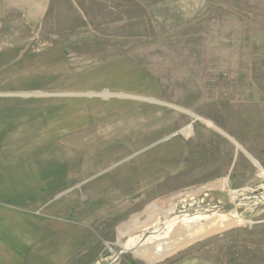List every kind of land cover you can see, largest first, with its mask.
Wrapping results in <instances>:
<instances>
[{
  "label": "rangeland",
  "instance_id": "rangeland-1",
  "mask_svg": "<svg viewBox=\"0 0 264 264\" xmlns=\"http://www.w3.org/2000/svg\"><path fill=\"white\" fill-rule=\"evenodd\" d=\"M2 2L8 39L0 43L40 55L69 40H94L105 46V60L119 52L135 63L132 83L153 85L157 97L138 108L148 118L130 126L170 117L153 150L174 143L180 147L169 155L185 162L170 173L168 199L146 210L142 229L74 230L58 264H125L124 249L157 228L163 234L145 245L163 259L137 264H264V0ZM106 67L99 79L116 73ZM161 96L168 107L157 103Z\"/></svg>",
  "mask_w": 264,
  "mask_h": 264
},
{
  "label": "crops",
  "instance_id": "crops-1",
  "mask_svg": "<svg viewBox=\"0 0 264 264\" xmlns=\"http://www.w3.org/2000/svg\"><path fill=\"white\" fill-rule=\"evenodd\" d=\"M0 38L8 39L2 27ZM104 47L69 40L39 55L0 43V264H58L70 254L74 230L142 229L146 212L168 199L170 177L184 167L178 154L169 155L179 145L153 150L170 117L130 126L148 118L138 108L156 90L132 83L137 65L118 51V59L105 60ZM106 66L116 73L99 79ZM157 103L168 107L169 99ZM58 136L66 137L61 145ZM151 248L120 256L128 253V264L162 260Z\"/></svg>",
  "mask_w": 264,
  "mask_h": 264
},
{
  "label": "bare ground",
  "instance_id": "bare-ground-1",
  "mask_svg": "<svg viewBox=\"0 0 264 264\" xmlns=\"http://www.w3.org/2000/svg\"><path fill=\"white\" fill-rule=\"evenodd\" d=\"M163 232L160 230V228H157V230L152 231V232H148L145 234H140L127 248H125L124 250H128L130 247H136L138 245H145L147 243V241L155 236V235H162ZM123 250V251H124ZM118 259V256H115L112 259V262L115 263V261Z\"/></svg>",
  "mask_w": 264,
  "mask_h": 264
},
{
  "label": "water",
  "instance_id": "water-1",
  "mask_svg": "<svg viewBox=\"0 0 264 264\" xmlns=\"http://www.w3.org/2000/svg\"><path fill=\"white\" fill-rule=\"evenodd\" d=\"M132 247H130L128 250H130Z\"/></svg>",
  "mask_w": 264,
  "mask_h": 264
}]
</instances>
